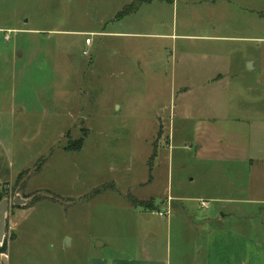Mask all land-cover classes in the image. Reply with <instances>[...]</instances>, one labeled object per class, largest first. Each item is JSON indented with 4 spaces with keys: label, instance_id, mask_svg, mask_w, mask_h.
I'll list each match as a JSON object with an SVG mask.
<instances>
[{
    "label": "rangeland",
    "instance_id": "rangeland-1",
    "mask_svg": "<svg viewBox=\"0 0 264 264\" xmlns=\"http://www.w3.org/2000/svg\"><path fill=\"white\" fill-rule=\"evenodd\" d=\"M170 1L0 0V200H29L9 208L0 264H84L99 240L126 255L134 214L170 223L160 245L180 264V224L195 217L166 200L212 179L194 127L219 111L264 155L258 0ZM245 170L246 186H264V162ZM129 196L154 207L135 211Z\"/></svg>",
    "mask_w": 264,
    "mask_h": 264
},
{
    "label": "crops",
    "instance_id": "crops-1",
    "mask_svg": "<svg viewBox=\"0 0 264 264\" xmlns=\"http://www.w3.org/2000/svg\"><path fill=\"white\" fill-rule=\"evenodd\" d=\"M128 4H125L123 8ZM262 29H264V0H258V44L263 45L264 35L259 34ZM80 33L103 35L107 32L98 29ZM160 35H163L165 39H171V48L169 46L168 48L171 49L170 54L174 55L175 43L173 42L177 35L173 32ZM203 37H206L208 41L215 40V36ZM89 45L91 46V43ZM168 48L165 47V49ZM149 53L152 54V51ZM220 92L222 91L219 90L218 93ZM215 112L218 115L207 117L193 130L195 133L194 159L202 164V168H207L210 175L208 176L212 178L207 182V188L204 187L202 191L192 195L180 192L174 197L168 196L166 200L167 205L170 201L171 205L173 200L180 202L183 211L189 210V214L195 217L190 219L187 215L188 218L182 219L180 224L182 239L191 242L187 245V251L183 257L180 258V264H264V237H261L262 234L264 235V186L260 182L257 189H253L255 186L245 185L246 163L249 165H252L254 161H258V164L263 163L264 155L258 152V157H251L247 153L248 144L245 133L241 134L240 130L233 131L232 128L237 123L231 125L229 117L219 114V111ZM259 123L264 125V119L258 120ZM203 172L204 169L202 174ZM261 173L258 172V174ZM190 180L194 179L190 178ZM252 189L255 193L249 196ZM201 201H206L207 207L202 208ZM190 202H197L196 207H187ZM197 207L210 210V214L204 215L206 222L200 224L203 218ZM132 208L135 211H143L141 207L133 206ZM140 215L134 214V235L132 236L133 244H131L134 246V251L129 250L126 255L109 254L103 252L108 244L98 239V244L95 246L97 251H91L84 259V264H171L169 249L167 247L163 249L160 245L167 236L170 223ZM254 215H258V222L250 224L248 219ZM227 220L233 222L227 225L225 224ZM161 223L164 224L163 227Z\"/></svg>",
    "mask_w": 264,
    "mask_h": 264
},
{
    "label": "water",
    "instance_id": "water-1",
    "mask_svg": "<svg viewBox=\"0 0 264 264\" xmlns=\"http://www.w3.org/2000/svg\"><path fill=\"white\" fill-rule=\"evenodd\" d=\"M248 66L251 67V62H248ZM28 199L22 198L19 195L13 196L11 199L10 198H3L0 200V247L3 244L4 241V236H5V227H6V218H7V213L9 211V208L11 205L14 206H20L28 203Z\"/></svg>",
    "mask_w": 264,
    "mask_h": 264
},
{
    "label": "trees",
    "instance_id": "trees-1",
    "mask_svg": "<svg viewBox=\"0 0 264 264\" xmlns=\"http://www.w3.org/2000/svg\"><path fill=\"white\" fill-rule=\"evenodd\" d=\"M134 3V4H133ZM131 4L126 5L117 15L118 16H124L127 15V13L133 8L139 5L140 2H133ZM97 191H99V188H97ZM129 201L132 206L134 207H141L144 209H151L154 207L152 200H139L134 196H129ZM6 246L4 245L2 247L3 250H5ZM1 251V250H0Z\"/></svg>",
    "mask_w": 264,
    "mask_h": 264
},
{
    "label": "built area",
    "instance_id": "built-area-1",
    "mask_svg": "<svg viewBox=\"0 0 264 264\" xmlns=\"http://www.w3.org/2000/svg\"><path fill=\"white\" fill-rule=\"evenodd\" d=\"M90 43H91V38L90 37H86V39H85L86 46H88ZM86 53H87V51H84V54H86ZM200 203H201L200 204L201 207H204V208L207 207V202L206 201H201ZM156 213L158 215H160V216L164 215V213L162 211H160V210L156 211Z\"/></svg>",
    "mask_w": 264,
    "mask_h": 264
}]
</instances>
